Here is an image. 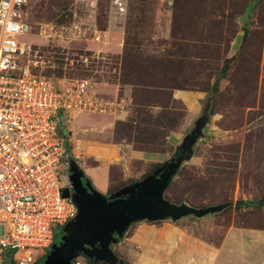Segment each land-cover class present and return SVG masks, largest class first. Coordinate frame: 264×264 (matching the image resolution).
<instances>
[{"label":"rangeland","instance_id":"obj_1","mask_svg":"<svg viewBox=\"0 0 264 264\" xmlns=\"http://www.w3.org/2000/svg\"><path fill=\"white\" fill-rule=\"evenodd\" d=\"M128 1L127 14L118 17L112 16L111 0H30L26 14L30 24L57 22L63 14L67 15L66 23H70L72 14L68 15V12L76 9L84 24L90 16L94 17L96 27L102 31L101 38L111 20L126 31L124 50L119 55L94 52L90 45L100 44L102 39L65 44L38 36L28 38L33 41L37 56L45 60L42 75L67 80L90 79L104 98L115 96V87L119 86L121 92L116 97L129 110L126 116H87V120L80 118L78 123H73L75 128L71 129L67 141L70 145L71 140L72 147L69 148L79 162L71 156L67 158L69 166L60 177L62 187L71 188L75 196L76 182L81 176L84 185L94 194L81 162L99 164L101 161H97L100 159L93 153L87 152V155L82 145L84 142L100 146L113 143L136 148L119 133L125 125L135 129L132 134H137L140 129L153 130L158 137L157 144L148 148L168 151V160L154 167L136 163L131 169L132 179L124 182L155 175L180 152L173 146L177 142L180 145L194 127L187 129L191 122L184 105L170 99V106L177 110L175 126L158 127L165 110L159 107L145 109L136 104L135 88L119 83L123 65L119 58L126 52L136 57L137 67L149 71V68L160 66L155 60L159 56L183 49L190 58L184 64L175 63L168 68L178 73L171 74L172 85L177 90L206 94L213 101L208 125L196 141L191 158L183 156L168 181L164 196L176 205L221 208L220 213L181 223L206 239L220 240L222 231L215 235L216 228L225 231L230 224L264 229V0ZM226 63L230 70L223 77L222 69ZM108 87L114 88V93L112 89H105ZM144 120L147 124L150 121L152 127L144 125ZM62 131L63 128L59 129ZM88 156H95L97 160ZM109 159L112 157L108 154L105 161L109 162ZM122 179L121 169L115 168L111 173L113 186L119 185L116 183ZM120 185L124 186V183ZM66 227L57 229L56 243L61 242ZM51 255L50 248L45 256H40L38 264H45ZM77 260L87 263L84 256Z\"/></svg>","mask_w":264,"mask_h":264},{"label":"built area","instance_id":"obj_2","mask_svg":"<svg viewBox=\"0 0 264 264\" xmlns=\"http://www.w3.org/2000/svg\"><path fill=\"white\" fill-rule=\"evenodd\" d=\"M29 3L0 0V264H38L56 243L57 229L78 214L63 196L60 177L69 160L58 114L127 113L122 100H106L90 79L42 75L45 60L28 39L99 42L102 31L94 17L84 24L75 9L69 24H30ZM128 3L111 0L112 16L124 17Z\"/></svg>","mask_w":264,"mask_h":264},{"label":"crops","instance_id":"obj_3","mask_svg":"<svg viewBox=\"0 0 264 264\" xmlns=\"http://www.w3.org/2000/svg\"><path fill=\"white\" fill-rule=\"evenodd\" d=\"M122 26H124L123 23ZM125 32L123 28L118 27V22L111 20L110 25L103 32L100 44H92L90 47L94 52L122 54ZM105 89L111 90L112 87ZM113 89V93L116 90L115 96L105 98L106 100L116 99V96L121 92L119 86L118 88L115 87V90ZM174 97L183 103L186 114L190 116L189 122L191 124L187 129H190L193 123L200 118H204L208 125L209 115L205 113V110L211 97L189 90H177ZM118 99L120 98L118 97ZM128 112L129 110H127ZM126 114H118V116H126ZM87 116L95 115L75 116L64 112L58 114V130L64 129L59 134L65 140L67 157H73L69 148L72 147L71 140H69L70 145L67 141L68 135L72 132L71 129L75 128L73 123L75 121L78 123L80 118L82 121L87 120ZM171 138L174 141L177 140L174 136ZM178 143L173 147L175 148ZM82 147L86 154L87 152L93 153V155L109 154L112 157V160L108 162L97 160L95 156H88L101 161L99 164H94L92 161L81 162L85 178L90 181L97 193L104 196H111L123 187L142 181L141 179L123 181L132 179L131 169L134 164L142 163L154 167L163 163L164 160H168V151L166 153L138 151L131 145L119 146L108 143L100 146L99 144L84 142ZM73 160L79 162L78 159L74 158ZM115 168H120L123 173V179L116 183L119 184L117 186H113L111 180V173ZM122 183L124 186L120 185ZM191 219L193 217H187L175 223L169 220L135 222L126 229L122 240L112 247L113 252L123 264H264V229L230 224V226H226L225 231L222 227L223 230L216 228L214 234L217 235L218 232L222 231V237L220 240H212L193 233V230L188 227H183L181 223L190 222ZM86 262V264H105L88 259Z\"/></svg>","mask_w":264,"mask_h":264},{"label":"water","instance_id":"obj_4","mask_svg":"<svg viewBox=\"0 0 264 264\" xmlns=\"http://www.w3.org/2000/svg\"><path fill=\"white\" fill-rule=\"evenodd\" d=\"M212 99V98H211ZM210 100L205 113L209 115ZM210 117V116H209ZM204 118L194 124L191 135L175 147L180 151L155 175L124 187L110 197L94 191L91 193L79 174L75 196L71 188L63 189V196L70 199L78 210L73 222L64 231L60 243H55L52 255L45 264H73L84 256L90 261L105 264H123L115 256L112 247L119 243L126 229L135 222H177L183 218H203L220 213V207L198 209L189 205H176L164 196L169 179L183 156L191 158L192 150L206 127Z\"/></svg>","mask_w":264,"mask_h":264},{"label":"trees","instance_id":"obj_5","mask_svg":"<svg viewBox=\"0 0 264 264\" xmlns=\"http://www.w3.org/2000/svg\"><path fill=\"white\" fill-rule=\"evenodd\" d=\"M131 11L132 9H130L129 6V12ZM72 13L73 12H68V15H71ZM66 16L67 15L63 14L61 19H58L57 22L54 23L58 25L68 24L69 22L66 23ZM69 20H71L70 16ZM176 45L178 44H175V46ZM135 58L136 57H131L126 52L119 58L123 63L122 67L120 68V85H128L135 88L134 97L137 105L144 107L145 109L151 108L150 110L155 107L165 110V112H163V114L160 116L161 118L159 119L157 125L158 127L165 129L167 127H171L170 125H173L176 121L175 117L177 116V110L170 106L169 100L173 99L176 103L181 101L175 99L174 93L178 88L172 85L170 80L171 74L174 73V75H178V73L175 71H170L168 68L172 67L175 63L184 64L185 61H187L190 57L187 55L186 50L183 49H180L175 53L170 52L163 56H159L158 59H155L159 61L158 64L160 66L149 68V71L137 67ZM229 70V63H226L222 69V76L225 77ZM218 82L219 79L216 81V87L218 86ZM167 109H171L172 111H167ZM184 111L186 112V108ZM162 121L164 122L162 123ZM143 122L144 125H151L150 121L148 124L146 120ZM149 127H152V125ZM134 130V128L125 125L123 129L119 130L121 131L119 133H121V137L126 138L129 142L132 141L134 143L136 146L135 150L155 153L166 152L148 148V146H154L157 144L156 140L158 137L154 134L155 132L153 130L150 128L145 130L140 129L138 130L137 134H132Z\"/></svg>","mask_w":264,"mask_h":264},{"label":"bare ground","instance_id":"obj_6","mask_svg":"<svg viewBox=\"0 0 264 264\" xmlns=\"http://www.w3.org/2000/svg\"><path fill=\"white\" fill-rule=\"evenodd\" d=\"M97 157H98V159H100V160H106V155H98L97 154ZM110 160V159H109Z\"/></svg>","mask_w":264,"mask_h":264},{"label":"flooded vegetation","instance_id":"obj_7","mask_svg":"<svg viewBox=\"0 0 264 264\" xmlns=\"http://www.w3.org/2000/svg\"><path fill=\"white\" fill-rule=\"evenodd\" d=\"M64 234V233H63Z\"/></svg>","mask_w":264,"mask_h":264}]
</instances>
